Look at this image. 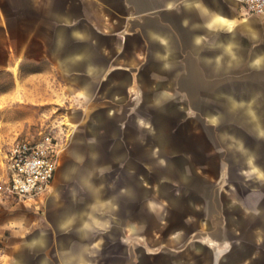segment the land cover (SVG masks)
<instances>
[{"label":"crops","instance_id":"crops-1","mask_svg":"<svg viewBox=\"0 0 264 264\" xmlns=\"http://www.w3.org/2000/svg\"><path fill=\"white\" fill-rule=\"evenodd\" d=\"M25 96L80 104L86 134L60 168L59 159L46 196L5 193L43 204L44 227H12L21 234L17 242L0 227V239L10 241L0 264H264V247L256 251L252 243L264 246V15L247 14L239 0H0V99ZM133 97L134 113L130 105L128 120L121 119ZM186 110L206 117L225 158L237 160L220 176L233 173L236 184L250 176L249 187L261 191L244 202L255 234L250 242L242 220L219 215L216 183L190 178L184 157L163 148L161 114ZM132 124L163 160L152 174L160 199L148 197L151 185L132 165L124 138ZM253 159L257 165L245 163ZM195 196L203 231L185 221ZM144 202L163 207L161 222L171 219L168 208H185L183 226L171 235H132V206Z\"/></svg>","mask_w":264,"mask_h":264},{"label":"rangeland","instance_id":"rangeland-1","mask_svg":"<svg viewBox=\"0 0 264 264\" xmlns=\"http://www.w3.org/2000/svg\"><path fill=\"white\" fill-rule=\"evenodd\" d=\"M152 81L150 79L148 82ZM54 98H56V95ZM46 99L47 97H39V100H42L40 102H33L32 96L20 97L18 100H12L11 97L10 99H0V179L3 171L1 155L17 139L37 138L46 133L52 135L61 148L58 154V158H61L58 168L62 167L64 162L72 159L75 149L81 150L83 148L81 139L86 134V122H83L86 114L81 112V105L77 103L72 105V101H63L62 99L58 100L59 102ZM135 99L136 97H133L131 102L128 101L121 108L118 113L121 119L128 120L130 105L132 106V114L134 113ZM160 119L165 124L163 134L168 136L167 141L163 143L165 151L171 154H180L184 157L183 162L185 165L194 170L192 171L194 175H189L190 178H199L212 184L216 183L217 195L223 206L219 215L226 216L232 213L236 219L242 220L240 229H245L243 235H248V241H252L250 237L255 235L251 227L252 219L248 216L249 209L245 207L244 202L248 205L251 204L261 191L258 193L249 187L253 183L250 176L245 177L249 185L245 184V181H239L236 184L234 180L237 177L233 173L229 178L220 176V171L236 167L237 160L229 158V155L227 159L225 158L228 150L222 145L219 138L215 137V134H218L217 129H210L208 119L202 117L199 120L194 116L192 110H186L184 114L178 112L162 113ZM105 130L106 128H103L101 132L103 133ZM124 135L127 149L130 143L132 165L138 168L139 172L143 174L142 178H145L146 182L151 185L147 187L150 194L148 197L160 199L161 197L155 192L158 175H152L156 174L157 169L163 164V160L155 154L157 145L155 143L151 144L146 135L140 132L138 128L133 127V124L132 128H125ZM246 137L248 141L253 140L250 132H247ZM151 148H154V153L151 152ZM125 162L127 163L128 160L122 162L121 165ZM79 163L81 164V160L78 161ZM228 179L233 180L228 181ZM171 182L178 191L179 183L177 179L174 178ZM46 195L47 193L44 196ZM195 199L197 200L198 196H195ZM143 205L139 207L132 206V220L138 226L137 232L132 235H171L176 227L183 226L185 215L182 211L185 208H168L171 219L161 222L162 206L149 207L147 202H144ZM231 205L234 208L229 211ZM200 208L201 202L197 200L194 209H190L191 216L185 221L190 225V228L203 231L206 224L204 215L200 213ZM43 212V204L37 208L19 201L17 198L8 197L5 193H0V221L3 219L0 227L4 230L2 235H13L12 242H17L16 235H21L14 232L15 230L12 227L20 228V226L26 224L29 233L39 227H44V221L41 218ZM24 216L29 218L34 216L35 218L22 220ZM7 241L6 239H0V244L3 246L6 256L9 254ZM8 242L10 243V241ZM254 242L252 243L256 251L264 247L261 243ZM3 261H5V258H0V262Z\"/></svg>","mask_w":264,"mask_h":264},{"label":"built area","instance_id":"built-area-1","mask_svg":"<svg viewBox=\"0 0 264 264\" xmlns=\"http://www.w3.org/2000/svg\"><path fill=\"white\" fill-rule=\"evenodd\" d=\"M239 1L247 14L264 15V0ZM60 149L48 133L13 141L1 155L0 193L23 199L44 196L51 188ZM2 252L0 244V255Z\"/></svg>","mask_w":264,"mask_h":264},{"label":"water","instance_id":"water-1","mask_svg":"<svg viewBox=\"0 0 264 264\" xmlns=\"http://www.w3.org/2000/svg\"><path fill=\"white\" fill-rule=\"evenodd\" d=\"M238 116L240 115V113H238L237 114ZM257 125H256V122L255 123H253V125H251V128H252V130L253 131H255V133L257 132V127H256ZM234 134L240 139V140H242L243 139V134H241V129H237V130H235L234 129ZM248 152H249V154L250 155H252L253 157L257 154V145L256 144H251V145H249L248 146ZM250 163V164H252V165H255L257 162L256 161H254V159L253 160H247V161H245V163ZM257 165V164H256Z\"/></svg>","mask_w":264,"mask_h":264}]
</instances>
